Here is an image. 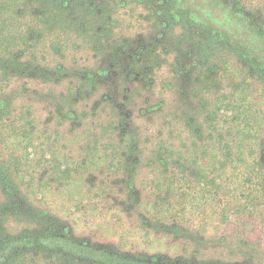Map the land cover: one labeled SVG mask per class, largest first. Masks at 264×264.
I'll return each instance as SVG.
<instances>
[{
	"label": "rangeland",
	"instance_id": "1",
	"mask_svg": "<svg viewBox=\"0 0 264 264\" xmlns=\"http://www.w3.org/2000/svg\"><path fill=\"white\" fill-rule=\"evenodd\" d=\"M26 1L11 0V10L0 11V54L11 39L17 41L22 23L42 15L32 13ZM90 5L86 8L94 14L85 20L87 30L108 29L107 44L120 46L119 72L143 77L125 85L138 98L134 109L155 107L160 113L149 127L150 143L142 131L126 140L140 151L123 153L130 159L127 166L118 168L114 160L108 171L91 178L95 187L88 194L70 201L74 208L65 212L75 225L62 231L87 246L144 263L264 264V0H93ZM98 10H106L105 21H98ZM52 19L64 28L71 11L59 6ZM46 21L39 29L50 26ZM68 38L67 33L63 44ZM139 45L143 48L136 52ZM132 53L138 61L128 69ZM5 75L0 70L1 80ZM3 85L0 81V95ZM138 125L139 120L132 122L133 128ZM0 139H6L2 130ZM32 154L37 159L38 151ZM136 157L140 165L134 167ZM42 163H28L23 171ZM112 170H118L121 183L105 177ZM62 196L59 203L68 197ZM50 197L55 199L51 191ZM20 223L0 233L49 229ZM30 252L19 251L7 264L90 263L57 252Z\"/></svg>",
	"mask_w": 264,
	"mask_h": 264
},
{
	"label": "trees",
	"instance_id": "2",
	"mask_svg": "<svg viewBox=\"0 0 264 264\" xmlns=\"http://www.w3.org/2000/svg\"><path fill=\"white\" fill-rule=\"evenodd\" d=\"M26 2L33 5L32 13L39 10L43 16H33L26 20V25L22 23L24 29L17 41L11 39L0 54V70L6 72L0 79L4 84L0 95V130L6 136L0 143V229L3 231L14 222L22 225L20 221L48 225L49 229L24 230L20 235L1 232L0 264L11 259L14 262L13 257L19 251L27 254L30 250L57 252L90 262L85 264H154L87 246L62 231L75 225L72 215L65 211L74 208L70 201H76L95 187L91 184L95 173L108 171L114 160L118 168L127 166L130 159L123 153L140 152L135 143L126 140L142 131L149 133L144 142L150 143L149 127L160 112L155 107L134 109L138 98L125 87L140 82L143 77L133 71L119 72L120 46L116 41L107 44L108 29L96 25L95 34L87 30L85 20L94 13L86 6L93 0H43L39 5H36L38 0ZM13 6L11 0H0V11L4 13ZM59 6L61 10L71 11V21L64 28L58 26L60 20L52 19V12ZM18 14L15 13L17 17ZM95 15L99 22L105 21L106 10H98ZM46 20L51 22L50 26L39 29ZM67 33L70 38L63 44ZM18 48H22L20 52L13 53ZM137 48L136 52H140L143 45ZM65 60L70 62L68 66L64 65ZM134 61L138 60L132 53L128 69ZM134 120L140 124L135 128ZM16 148L23 149V153ZM32 150L38 151L37 159H33ZM78 154L82 157L76 159ZM136 159L132 163L134 167L140 165ZM58 160L56 165L54 162ZM154 160L150 158L148 165ZM33 161L36 165L43 163L26 174L23 168ZM105 177L113 178L116 184L122 182L118 170L107 172ZM50 191L55 194L54 200ZM64 193L68 197L59 203ZM44 194L52 201L45 200Z\"/></svg>",
	"mask_w": 264,
	"mask_h": 264
}]
</instances>
